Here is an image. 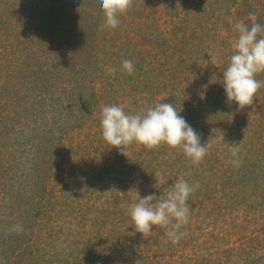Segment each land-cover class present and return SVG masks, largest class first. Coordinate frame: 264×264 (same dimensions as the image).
I'll return each mask as SVG.
<instances>
[{"label":"rangeland","instance_id":"rangeland-1","mask_svg":"<svg viewBox=\"0 0 264 264\" xmlns=\"http://www.w3.org/2000/svg\"><path fill=\"white\" fill-rule=\"evenodd\" d=\"M249 13L264 24V0H133L101 30L99 0H0V264H264V73L244 109L221 83ZM161 102L211 145L199 165L103 140L104 106ZM177 179L200 186L187 235L143 238L135 191L166 196Z\"/></svg>","mask_w":264,"mask_h":264},{"label":"clouds","instance_id":"clouds-1","mask_svg":"<svg viewBox=\"0 0 264 264\" xmlns=\"http://www.w3.org/2000/svg\"><path fill=\"white\" fill-rule=\"evenodd\" d=\"M99 2L104 17L101 25L103 30L116 29L120 24V17L132 7L133 0ZM246 20L247 22L239 20L234 25L238 37L232 44L233 54L221 80L227 102H234L239 109L253 105L262 86L256 76L264 73V24L257 23L255 13H249ZM213 62H220L218 54L211 57L210 63ZM122 70L131 75L134 71L133 62L127 59L122 61ZM115 71L114 68L109 69L108 74H114ZM180 111L172 103L162 102L135 114L126 113L121 105L104 106L100 122L102 138L110 148H116L124 155L126 149L133 144L148 150L166 145L169 150L182 152L191 164L199 165L211 145L201 144L200 134L179 115ZM219 139L224 140L222 133ZM232 156L234 159L230 162L239 167L242 161L236 158L237 150L233 149ZM199 187L198 183L190 185L184 179H177L166 196L157 197L153 193L141 198L135 191V200L128 208L135 232L147 238L152 235L154 226L163 228L168 239L173 244H178L187 235L181 229L189 224V198ZM14 230L19 233L22 228L17 225ZM135 264H142V261L136 260Z\"/></svg>","mask_w":264,"mask_h":264}]
</instances>
